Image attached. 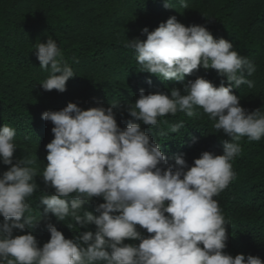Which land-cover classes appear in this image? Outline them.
<instances>
[{
  "label": "clouds",
  "instance_id": "9594fccd",
  "mask_svg": "<svg viewBox=\"0 0 264 264\" xmlns=\"http://www.w3.org/2000/svg\"><path fill=\"white\" fill-rule=\"evenodd\" d=\"M179 4L188 8L186 0ZM164 7L172 5L165 0ZM141 33L146 39L133 38L125 44L136 52L140 72L182 82V89L147 95L140 89L138 99L127 106L132 119L123 129L113 111L118 103L82 110L69 102L61 110L43 112L41 119L54 125V138L45 145L42 180L53 191L40 198L39 219L28 202L38 189L36 159L14 160L16 130L0 127V163L10 166L0 173V264H264L257 256L233 257L224 251L228 221L214 199L236 177L232 161L241 154L239 141L264 137V112L248 111L233 94L242 84L254 87L255 81L245 74L252 76L256 65L233 50L228 40L214 39L205 26H185L176 16ZM34 54L39 67L49 72L42 89L64 92L74 72L56 41L48 37L36 45ZM74 62L78 63L75 57ZM201 67L215 70L227 86L223 80L214 86L202 77L183 83ZM197 107L231 142L222 141V154L202 152L191 166L183 153L174 155V164H169L160 143L146 134L141 122L157 126L159 118L178 111L193 117ZM183 127L184 122L178 121L168 132ZM94 198L104 202L81 214ZM49 214L57 221L71 217L81 228L94 225L95 230L65 238L47 222ZM42 219L50 233L42 247L31 231L13 235L14 230L35 228Z\"/></svg>",
  "mask_w": 264,
  "mask_h": 264
},
{
  "label": "trees",
  "instance_id": "16d2710c",
  "mask_svg": "<svg viewBox=\"0 0 264 264\" xmlns=\"http://www.w3.org/2000/svg\"><path fill=\"white\" fill-rule=\"evenodd\" d=\"M165 0H0V127L8 125L16 130L14 160L36 159L39 171L35 177L38 189L29 198L32 215L42 216L40 198L53 189L44 185L42 172L46 166L45 145L54 138V125L41 119L45 111L61 110L71 102L82 110L118 103L113 109L118 126L123 129L132 119L127 106L145 94L182 89V82L163 80L148 72H140L136 52L126 48L128 40L146 39L141 30H154L170 16H176L185 26H205L214 39L224 38L233 50L256 65V71L246 79L255 81L253 88L242 84L233 89L240 104L248 111L260 108L264 112V0H186L182 8L179 0H168L172 8L164 7ZM51 37L60 48L63 60L72 67L74 77L66 82V90L45 91L40 84L49 72L39 67L36 45ZM74 57L78 63L74 62ZM202 77L220 86L228 82L213 69L199 68L188 80ZM150 80L151 83H147ZM196 115L187 117L178 111L166 114L157 126L142 129L160 143L169 164L174 155L183 153L189 166L204 151L222 154V141L229 140L222 130L214 129V121L199 107ZM178 121L184 127L176 133L168 132ZM138 122V121H134ZM161 131L168 134L160 135ZM193 138L195 142H193ZM241 154L232 161L235 179L215 196L222 214L228 221V240L224 251L257 256L264 261V137L260 141H239ZM0 163V173L8 169ZM102 198H94L81 209L94 211ZM95 214V213H94ZM2 222V217H0ZM51 222L65 238H77L95 226L81 228L71 217ZM45 220L31 230L42 247L50 239ZM144 235L146 230L140 229ZM138 243L137 241H125Z\"/></svg>",
  "mask_w": 264,
  "mask_h": 264
}]
</instances>
